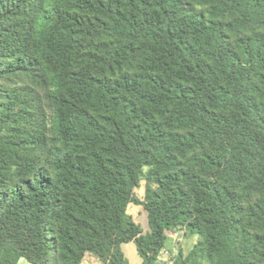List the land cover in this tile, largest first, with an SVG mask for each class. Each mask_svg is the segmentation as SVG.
<instances>
[{"label":"trees","instance_id":"1","mask_svg":"<svg viewBox=\"0 0 264 264\" xmlns=\"http://www.w3.org/2000/svg\"><path fill=\"white\" fill-rule=\"evenodd\" d=\"M178 230L171 264H264V0H0V264Z\"/></svg>","mask_w":264,"mask_h":264},{"label":"rangeland","instance_id":"2","mask_svg":"<svg viewBox=\"0 0 264 264\" xmlns=\"http://www.w3.org/2000/svg\"><path fill=\"white\" fill-rule=\"evenodd\" d=\"M143 190H144V183L142 182L140 187L135 190L136 196L140 199L143 198ZM127 212H128V214H130L132 216V219L140 225V227L144 233H147L149 231L146 213L142 210L141 207L135 206V205H129ZM177 238L180 239L181 242L176 243L177 244L176 252L174 251V254L177 253V251L178 252L182 251L183 253L185 251L187 253V251L191 249L193 242L196 241V239H197L195 236H192V237H190V239H192V241L187 240L184 237L182 230H178ZM171 241L172 240L168 238L166 240L165 246H169L172 243ZM181 243H182L183 250L179 249ZM123 253L125 254L124 255L125 258L129 260L130 264H137L139 256H138V253L136 252V248H135L134 244H129L128 246L124 247ZM174 257H176V256H174ZM88 262H89L88 260H84V262H82V264H88ZM18 264H28V263L25 260L21 259V260H19ZM91 264H99V263L98 262H95V263L91 262Z\"/></svg>","mask_w":264,"mask_h":264},{"label":"crops","instance_id":"3","mask_svg":"<svg viewBox=\"0 0 264 264\" xmlns=\"http://www.w3.org/2000/svg\"><path fill=\"white\" fill-rule=\"evenodd\" d=\"M177 234H178V231H174V232H166V236H167V239H171L172 243L169 245V246H165V248L163 249V251L161 252L159 258H158V264H171L173 259L175 258L174 256H176L178 254V251L177 253L174 254V251L176 252V246H177V242H181L180 239L177 238ZM189 241H192V239H188ZM195 242V241H194ZM193 242V243H194ZM129 244H133V243H127V244H124L122 245V252H123V248L128 246ZM193 245V244H192ZM180 250H183V247H182V243L179 247ZM189 251V250H188ZM187 251V252H188ZM137 252V251H136ZM184 253H186L184 251ZM124 254V253H123ZM171 254V255H170ZM125 255V254H124ZM139 256V255H138ZM173 257V258H172ZM135 259V258H134ZM85 260H88V264H91V262H96L93 258H87ZM128 260V259H127ZM136 260V259H135ZM84 262V261H83ZM82 264V263H81ZM128 264L129 263V260H128ZM137 264H141V258L139 257L138 261H137Z\"/></svg>","mask_w":264,"mask_h":264}]
</instances>
